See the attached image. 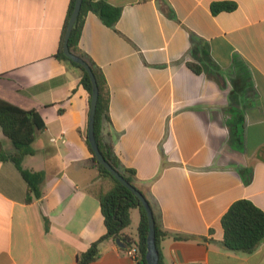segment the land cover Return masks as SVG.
<instances>
[{
	"label": "crops",
	"instance_id": "0c3cea01",
	"mask_svg": "<svg viewBox=\"0 0 264 264\" xmlns=\"http://www.w3.org/2000/svg\"><path fill=\"white\" fill-rule=\"evenodd\" d=\"M70 1L0 0V99L46 123L23 163L46 173L42 198L27 203L28 184L0 159V264H76L107 232L95 191L108 182L87 145L89 94L82 72L56 58ZM97 1L122 9L114 27L90 14L79 45L110 93L101 136L169 233L162 264H264V243L232 252L222 225L237 200L264 211V0ZM220 2L237 8L214 14ZM15 153L0 129V154ZM139 223L135 208L124 230L133 245ZM124 247L106 240L90 264H139Z\"/></svg>",
	"mask_w": 264,
	"mask_h": 264
},
{
	"label": "trees",
	"instance_id": "16d2710c",
	"mask_svg": "<svg viewBox=\"0 0 264 264\" xmlns=\"http://www.w3.org/2000/svg\"><path fill=\"white\" fill-rule=\"evenodd\" d=\"M77 0H71L64 23L61 43L56 58L71 67L77 68L82 72L81 86L89 94L90 104L92 101L93 86L89 74L82 65L68 58L64 53L65 37L69 23L74 13ZM237 8L234 2H220L212 5L214 14L222 11H233ZM90 14L97 15L107 26L114 27L120 20L122 9L112 6L105 1L83 0L80 14L73 27L69 48L72 53L84 59L92 68L99 86V100L95 116V133L97 143L107 159V161L133 186L140 190L151 202L147 194L139 188L137 184L136 171L123 168L119 159L115 156L113 149L102 140V129L105 122H110L109 104L110 93L107 81L103 72L96 64L80 49V41L87 17ZM188 66L197 74L206 71L202 64L188 63ZM46 128L43 117L37 110H25L8 101L0 99V129L4 135L13 143L16 153L8 158L0 154L1 160L11 159L20 171L23 179L28 184L27 203H32L35 199H40L44 195L43 184L46 179L44 171H34L25 169L23 163L29 156H33L35 151L33 143L38 132ZM88 137V136H87ZM88 148L93 155V161L99 176L110 181V187L99 186L95 191L96 197L100 201L104 222L107 229L106 234L97 242L93 243L88 251L80 254L76 264H90L98 260L101 256L100 245L106 240L121 241L126 251L133 245V240L124 234V230L132 223V210L137 208L140 211V223L138 227V240L135 242L138 247V263L148 264V216L144 206L139 199L121 182H119L97 159L87 138ZM222 225L225 231L224 245L227 249L235 253L251 254L264 243V211L257 207L248 199H240L234 202L229 210L222 217ZM168 232L161 230L156 223V242L160 253V264L162 255L160 252V241L168 236ZM177 240H190L191 236L174 235Z\"/></svg>",
	"mask_w": 264,
	"mask_h": 264
},
{
	"label": "water",
	"instance_id": "95a60500",
	"mask_svg": "<svg viewBox=\"0 0 264 264\" xmlns=\"http://www.w3.org/2000/svg\"><path fill=\"white\" fill-rule=\"evenodd\" d=\"M83 0H77L76 7L72 18L69 23L68 31L65 37V45H64V53L65 55L70 58L71 60L75 61L76 63L83 66L86 72L89 74V77L92 81L93 86V93H92V101H91V108H90V116H89V128H88V140L90 145L94 151L95 156L97 157L98 161L124 186H126L141 202L144 206L147 216H148V223H149V234H148V252H147V261L148 264H160V253L157 247L156 242V219L153 212V208L150 205L147 198L143 195V193L138 190L135 186L130 184L105 158L103 155L99 144L97 143L96 133H95V116L97 111V104L99 100V86L96 79V76L90 67V65L81 57L75 55L70 51L69 48V40L75 25V22L80 14L82 8ZM119 245L122 246V242L118 241Z\"/></svg>",
	"mask_w": 264,
	"mask_h": 264
},
{
	"label": "built area",
	"instance_id": "2783aa9c",
	"mask_svg": "<svg viewBox=\"0 0 264 264\" xmlns=\"http://www.w3.org/2000/svg\"><path fill=\"white\" fill-rule=\"evenodd\" d=\"M128 256L134 258L136 261H138V247L136 245H133L131 248H128L125 252Z\"/></svg>",
	"mask_w": 264,
	"mask_h": 264
},
{
	"label": "rangeland",
	"instance_id": "374dc122",
	"mask_svg": "<svg viewBox=\"0 0 264 264\" xmlns=\"http://www.w3.org/2000/svg\"><path fill=\"white\" fill-rule=\"evenodd\" d=\"M106 181L108 182V183H106V184H103V186H106V187H110V181L108 180V179H106ZM105 187V188H106ZM137 224H138V215H137V213L134 215V221H133V225H132V230L134 231V233H136V231H137Z\"/></svg>",
	"mask_w": 264,
	"mask_h": 264
}]
</instances>
